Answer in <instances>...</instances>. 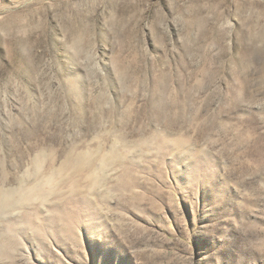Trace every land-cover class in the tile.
<instances>
[{
  "label": "rangeland",
  "instance_id": "obj_1",
  "mask_svg": "<svg viewBox=\"0 0 264 264\" xmlns=\"http://www.w3.org/2000/svg\"><path fill=\"white\" fill-rule=\"evenodd\" d=\"M0 264H264V0H0Z\"/></svg>",
  "mask_w": 264,
  "mask_h": 264
}]
</instances>
